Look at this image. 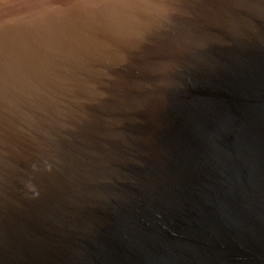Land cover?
Here are the masks:
<instances>
[{"label": "water", "instance_id": "95a60500", "mask_svg": "<svg viewBox=\"0 0 264 264\" xmlns=\"http://www.w3.org/2000/svg\"><path fill=\"white\" fill-rule=\"evenodd\" d=\"M0 264H264V0H0Z\"/></svg>", "mask_w": 264, "mask_h": 264}]
</instances>
